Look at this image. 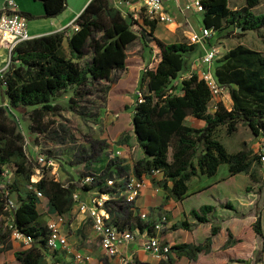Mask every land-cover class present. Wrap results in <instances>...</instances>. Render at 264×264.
I'll use <instances>...</instances> for the list:
<instances>
[{
	"label": "trees",
	"instance_id": "trees-1",
	"mask_svg": "<svg viewBox=\"0 0 264 264\" xmlns=\"http://www.w3.org/2000/svg\"><path fill=\"white\" fill-rule=\"evenodd\" d=\"M35 1L43 3L44 19L57 18L68 7V0ZM202 3L205 8L203 25L216 34L231 27L244 33L264 30V14L253 13L259 0H245V6L238 10L231 9L229 0H202ZM22 14L34 20L33 15ZM75 27L79 30L68 37L69 30H66L21 43L12 55L13 64L3 83L6 89L0 94L8 98V107H0V222L8 215L7 204L11 198L17 205L15 226L30 241L26 250L15 254L16 264H50L47 256L50 232L39 210L41 202L35 190L45 196L48 214L68 217L74 210V193L94 187L81 181L63 184L48 177L47 173L34 183L38 164L25 149L26 137L15 120V111L32 109L30 131L46 134V116L65 110L54 103L64 93L72 91L70 109L74 104L80 107L77 99L84 102L90 97L92 86L111 82L116 72L126 70L128 48L140 39L147 43L152 39L156 41L160 62L155 70L145 71L140 82L141 90L147 84L148 92L143 103H136L133 125L146 159L136 164V175L149 176L153 170H161L164 177L158 185L175 198L184 200L191 179L199 175L213 178L222 165L229 167L231 176L252 174L260 161L247 149L229 153L217 133L226 127L233 135L243 123L255 136H264V55L261 52L240 45L217 64L215 75L220 84L229 88L233 107L230 110L224 103H219L217 111L211 114L212 95L205 81L194 75L181 81L180 85H173L186 69L190 71L187 55L194 52L196 46L166 44L156 39L157 22L125 18L110 0H92L76 20ZM66 39L70 57L63 49ZM189 116L205 121L207 126L204 129L189 127L186 124ZM91 152L96 162L99 153L95 148ZM6 167H12L14 171L11 183L3 186L2 174ZM111 205L116 218L134 216L120 203ZM223 208L237 211L231 203ZM214 213L215 207L207 205L189 215L199 225L211 223ZM194 227L195 224L182 221L175 224L173 230L190 231ZM254 230L258 237L264 238L260 217ZM220 231L219 226H214L212 236L200 245L172 246L168 259L162 260L163 264H176L178 258L197 262L200 255L212 252L213 239ZM7 238L0 226L1 243L5 244ZM238 243L240 240L228 231L224 248L229 249ZM57 254L53 255L51 262Z\"/></svg>",
	"mask_w": 264,
	"mask_h": 264
},
{
	"label": "rangeland",
	"instance_id": "rangeland-1",
	"mask_svg": "<svg viewBox=\"0 0 264 264\" xmlns=\"http://www.w3.org/2000/svg\"><path fill=\"white\" fill-rule=\"evenodd\" d=\"M20 5L22 10H30L34 14H38L39 12H44L43 3L35 0H15ZM83 0H70L72 4L78 5ZM230 7L232 10H238L245 6V0H229ZM69 3V0H68ZM255 15L264 14V0H259V5L253 10ZM185 23V20H184ZM34 22L30 23V33L34 34ZM203 15H190V28L193 31L200 32L203 29ZM190 28L186 27L185 24H178L177 26H169L166 25H158V29L155 33V38L163 41L166 44H176V43H185L189 44V31ZM243 45L250 49L261 52L264 55V30L261 32H248L244 33L243 31H236L234 28H229L224 32H220L219 34H214L213 38L210 41V46L215 47L220 50V56L218 60L215 62V67L217 64L224 59L226 54L232 49ZM4 51L0 49V70H3L7 67L10 58L9 56L3 53ZM4 55H3V54ZM142 53L146 54L147 61H144L145 64L142 66L141 73H145L147 70H155L160 62V49L157 47L156 41L153 39L148 43L142 39L138 40L131 48L129 49V57L131 60L135 59L136 56H141ZM205 54V48L202 46H196V50L191 54L187 55L188 60V68L191 70L192 64L195 60L202 59ZM190 56V57H189ZM197 61V62H198ZM13 64V60L11 65ZM131 69L134 71H139L138 67L132 65ZM10 65V66H11ZM215 70V68H214ZM123 71L116 72L111 80V82H103L102 84H97L91 87L92 94L90 97H87L84 102L77 99V102L80 103V107L73 105V109H70V99L73 97V92L69 91L64 93L55 103L54 105H59L61 109L56 113H50L45 118V125L48 128V132L44 135H39L32 133L29 129L30 125V117L31 111L29 110H17L15 111V120L18 123L20 131L27 137L26 139L29 141L28 154L32 157V159L36 162L37 157L40 153H44L48 155L50 158L54 159L59 165V175L60 181L63 184L78 182L85 179L88 175L99 174L101 173L104 166H102L106 160V157L111 153V149L107 142L109 124L107 122L108 117H110L111 113L108 111V104L110 98V91L112 86L115 83H118L119 79L123 76ZM187 75V69L184 71V74H180V77H184ZM174 86L180 85V81H174ZM138 89V90H137ZM138 91H142L144 94H147L148 89L144 88L141 90L140 82L138 83L136 79H131L128 83H124L119 86V89L116 92L112 93L114 98H123L124 104L129 105L128 109L131 111L133 109V104L137 103V93ZM4 92V91H3ZM2 91L0 90V94ZM4 102H8L7 96L0 95V104ZM218 101L224 103V105L228 109H232L233 103L230 96V91H226L224 96L218 98ZM118 103H114L112 105V110L117 111V114H121L124 108L121 107ZM124 107V106H123ZM209 111L212 113L214 111L213 106H209ZM218 136L221 137L223 141H221L224 145L227 144L230 151H241L243 149H247L253 152L254 155L259 157L258 146L264 142V136H255L252 131L244 125L243 123L239 124V129L233 135L228 133V129L226 127H222L218 131ZM96 149V152L99 153V159L95 162L96 157L93 156L91 150ZM50 153L52 155H50ZM260 158V157H259ZM93 161V162H92ZM228 167L224 166L221 168L219 172V176L221 177L225 171H227ZM10 173L14 170L12 167L9 168ZM256 173L258 175H264V165L258 160L256 163ZM48 177L55 179L52 173L47 174ZM37 179V178H36ZM12 181V178H11ZM102 178H96L93 183V187L95 189L100 187V183ZM263 181H260V184L256 185L257 181H254V184H251L248 187V192H253L259 196V204L255 208L253 212L256 217L261 213L264 209V185H261ZM237 196V195H236ZM208 194L201 196L202 199H205ZM244 195L238 194V199H232L231 203L235 208L239 205ZM213 199V198H212ZM214 200V199H213ZM227 203V204H228ZM155 205L154 201H150L148 199L146 201V206ZM226 205V204H225ZM47 200L44 199L42 201V205L39 206L40 212L44 217L48 213L46 211ZM207 206V205H205ZM209 206V205H208ZM213 206V205H210ZM223 208V205H222ZM229 210V209H227ZM237 210V208H236ZM170 211V210H169ZM232 211V210H231ZM79 214V209L74 207V210L71 216L66 217L67 224L69 226V230H71L72 219L77 217ZM117 224L121 228L128 227H137L141 225L140 217L134 216H123L121 218L117 217ZM188 221V220H186ZM157 223H164L165 229L163 230V234L166 233L169 225V220L167 217H162ZM6 221L1 220L0 226L3 227L4 232L8 236L5 242V250H7L4 255L0 253V257L3 256V259L8 263L11 258L14 256V251H8L9 247L16 242V244L23 243L22 240L14 239L6 228ZM88 228H84L80 232V238H84L87 235L92 234L94 232V223L93 221H88L86 223ZM173 229V227H172ZM162 234V235H163ZM70 236V234H69ZM139 238V237H138ZM137 238V239H138ZM162 238V236H161ZM137 239L133 243L129 245V249L137 250ZM14 241V242H13ZM24 244V243H23ZM239 244V243H238ZM237 244V245H238ZM259 247L255 250L252 256H238L235 259H231V264H246L247 259L251 260L252 264H260L264 261V240L259 242ZM236 246V245H235ZM232 248V247H231ZM1 249V248H0ZM225 249V248H224ZM99 252L101 261L104 264H107L109 259L105 256V253L102 252V249ZM1 251V250H0ZM244 254L246 253V249L243 250ZM248 255V254H247ZM148 257L153 258L155 260L160 261V259L155 258L151 254H147ZM136 261V260H135ZM134 264H141V259L138 257L137 262ZM149 264V263H148ZM194 264V263H193ZM202 264V263H196Z\"/></svg>",
	"mask_w": 264,
	"mask_h": 264
},
{
	"label": "crops",
	"instance_id": "crops-1",
	"mask_svg": "<svg viewBox=\"0 0 264 264\" xmlns=\"http://www.w3.org/2000/svg\"><path fill=\"white\" fill-rule=\"evenodd\" d=\"M91 1L92 0H83L80 4L75 5L72 4V2H70L69 0L66 11L59 17L53 19H44V12L34 14L30 10H22L18 2L16 3L18 4L22 13H29L34 16V20H30L28 18L29 31L30 23L34 22L35 32L34 34H30L33 38H38L41 36H46L57 32H63L66 30H69L67 37L70 36V34L75 31L76 20L83 13V11L86 9V7L90 4ZM175 11V7H172V12L177 17L178 24L183 25L184 15H181L180 12ZM131 46L128 48L127 52V68L123 71L124 74L122 78L119 79L118 83H115L112 86L110 91L108 111L109 113H111V116L107 119V122L110 125L107 142L111 150L119 148L123 149L125 154L124 158L122 159V163L125 165L126 170L129 173L133 174L135 173V167L138 161L146 159L145 152L139 146L134 132L133 118L135 114L136 104H133V109L129 111L128 109L130 108V106L124 104L125 102L123 101V98H114L112 96V93L116 92V90L119 89L120 85L128 83L131 79H136V81L139 83L143 78V73H141V65H144V61H147L146 54L142 53L141 56H136L135 59L131 60L129 57V49L131 48ZM0 49L4 51V54L7 53L3 48L0 47ZM63 49L65 54L70 57L67 39L64 42ZM197 61L198 60H195L192 66H194ZM130 62L132 65H135V67H138L139 71L132 70V67L129 64ZM145 88L148 89L147 84L145 85ZM114 103H118L119 105H122V108H124L121 114H117V111L112 110V105ZM214 113L215 112L213 111L211 114ZM186 124L194 129H204L207 126V123L205 121L196 119L193 116L187 117ZM217 137L220 141H223L221 137L218 136V133ZM225 147L231 154L239 152H231L227 144H225ZM133 148H138L135 154L131 153V150ZM259 148L260 147L258 146V150ZM107 158L108 156L106 157V160L102 165L104 166L103 169L106 168ZM224 166L227 165H222L217 175L213 178H209L204 175H199L191 179L188 183V196L184 200H179L175 198L170 194L169 191H165L158 185V182L161 181L163 178H159L158 180L154 181L146 175L143 176V178L148 183V189L142 192L138 200V212L134 214V217H140V214L146 213L149 217L150 222H156L162 219V217H167V219L169 220V230L162 235L163 244L168 245L170 247L186 243L200 245L205 243L207 239L212 236V229L214 226H219L221 228L220 234L214 237L213 239V248L210 254L200 255L197 262H189L186 258H178L176 264H231L230 260L235 259L238 256H252L255 250L260 246L259 242H262L264 240V238L258 237L254 230L256 220L258 219V217H260L264 233V209L257 217L256 215L254 216L253 212L255 211L257 204H259V196L253 192H248V187H250L251 184H254V181H257L256 185H258V183L260 184V181H263L261 185H264V175H258L256 173L255 166L252 174L242 173L237 176H231L229 172V167L227 166V171H225V173L220 177L219 172ZM171 188L172 184H170V189ZM205 194H208V196L210 197L202 199L201 196ZM238 194L244 195V197L242 198L241 202H239V205L236 206L237 211H231L222 208V205H225L228 202H232V199H238ZM148 199H150V201H154L155 205L147 207L146 201ZM41 205L42 202L40 206ZM205 205H213L215 207L213 220L209 224L198 225L196 224V221H194L190 217L189 214L193 210H200ZM52 218H54L53 215L47 213L45 221L48 223ZM186 220H188L192 225L195 224V227L192 230L174 231L172 229L175 224ZM88 221L92 222V220L88 219L87 216L84 214H79L76 218L74 217L72 219V225H70L72 229L69 230L71 253H58L54 260L50 262V264H69L72 261L71 258L77 251H82L83 253L91 255L93 259L91 264H104L101 261V257L99 254V252L101 251L99 249H102V247L99 239L96 236V232L94 231L92 232V234L87 235L84 238H80V232L84 228H88V226H86V223ZM228 231L232 232L234 238L240 240V243L232 248L224 249L227 242ZM142 243L143 239L138 238L137 250L132 251L131 249H129L128 246L124 249V253L128 256L135 257L136 262L137 258L139 257L141 259V264H163L162 260L158 261L148 257L147 253L142 248ZM0 248V253L2 255L7 253V250L4 249L5 245L2 244L1 241ZM27 248L28 246H25V244L23 243L16 244V242H14V244L8 249V251H14L13 258H11L10 262L8 263L6 260L3 259V256H1L0 264H16L15 254L17 252L26 250ZM244 249H246V253L248 255L242 253ZM247 260L248 261L246 264H252L251 260ZM107 264H118V260H109ZM260 264H264V261Z\"/></svg>",
	"mask_w": 264,
	"mask_h": 264
},
{
	"label": "built area",
	"instance_id": "built-area-1",
	"mask_svg": "<svg viewBox=\"0 0 264 264\" xmlns=\"http://www.w3.org/2000/svg\"><path fill=\"white\" fill-rule=\"evenodd\" d=\"M114 8L119 10L125 18L135 21H152L158 25H177V17L172 12L175 7L177 12L183 16V24L190 28V15H203L205 12L202 0H110ZM175 11V12H176ZM185 20V23H184ZM136 28H138L136 26ZM79 30L75 27V31ZM189 45L202 46L205 48V54L198 62L187 72L185 78L181 77L179 81L192 78L197 75L200 80L208 85L212 100L214 112L217 111L218 98L224 96L229 90L227 86L219 83L215 75V62L220 56V50L210 46V40L215 31L203 27L200 32L191 30L188 32ZM33 37L29 31V19L22 14L15 0H0V47L3 48L10 58L6 68L0 70V90L6 89L3 84L6 74L10 70L12 55L16 48L23 42L32 40ZM230 91V90H229ZM137 103H143L145 94L142 91L137 93ZM8 107V103L0 104V107ZM26 137V136H25ZM27 138V137H26ZM29 141L26 139L25 149L28 152ZM138 148L131 150L132 154L137 152ZM125 152L122 148L114 149L108 155L106 168L99 174L92 173L82 180L84 185L92 186L96 178H102L100 187L92 190H77L73 195L74 207L79 209L81 214L87 216L94 223V231L101 243L105 256L109 260H118V264H134L135 257L124 253L127 248L136 239L142 238V248L147 254L153 255L160 260H167L171 247L162 243V234L165 229L164 223L150 222L146 213L140 214L141 225L137 227L121 228L117 224V218L114 214L111 203L117 202L124 205L133 214L138 212V200L143 191L148 189V183L143 177H138L135 173H129L122 163ZM260 162L264 165V142L259 148ZM37 174L33 179L37 183L45 174L52 173L57 182H60L58 172V163L44 153L37 157ZM119 170H118V169ZM2 177L5 179L3 186L11 183L12 173L8 167L4 169ZM150 179L156 181L164 177L161 170H153L149 174ZM37 178V179H36ZM37 197L42 202L45 199L43 193L35 190ZM9 196V192L7 193ZM17 205L11 198L8 200V215L3 217L6 228L14 239L22 240L25 246L30 245V241L17 230L14 223V213ZM48 222L50 232L47 244V256L49 262L53 255L60 252L71 253L69 241V226L66 216L53 215ZM69 264H91L92 256L82 251H77L71 258Z\"/></svg>",
	"mask_w": 264,
	"mask_h": 264
},
{
	"label": "water",
	"instance_id": "water-1",
	"mask_svg": "<svg viewBox=\"0 0 264 264\" xmlns=\"http://www.w3.org/2000/svg\"><path fill=\"white\" fill-rule=\"evenodd\" d=\"M239 31H242L241 29Z\"/></svg>",
	"mask_w": 264,
	"mask_h": 264
}]
</instances>
